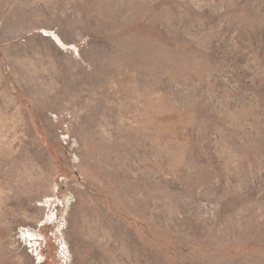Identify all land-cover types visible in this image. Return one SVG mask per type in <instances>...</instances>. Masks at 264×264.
Segmentation results:
<instances>
[{
  "label": "rangeland",
  "instance_id": "rangeland-1",
  "mask_svg": "<svg viewBox=\"0 0 264 264\" xmlns=\"http://www.w3.org/2000/svg\"><path fill=\"white\" fill-rule=\"evenodd\" d=\"M0 264H264V0H0Z\"/></svg>",
  "mask_w": 264,
  "mask_h": 264
}]
</instances>
